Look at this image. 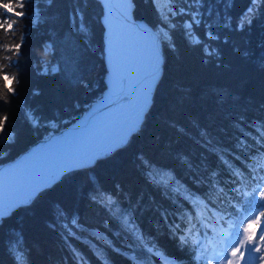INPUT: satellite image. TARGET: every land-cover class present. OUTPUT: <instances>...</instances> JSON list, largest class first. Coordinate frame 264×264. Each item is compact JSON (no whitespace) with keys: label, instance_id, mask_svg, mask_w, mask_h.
<instances>
[{"label":"trees","instance_id":"obj_1","mask_svg":"<svg viewBox=\"0 0 264 264\" xmlns=\"http://www.w3.org/2000/svg\"><path fill=\"white\" fill-rule=\"evenodd\" d=\"M133 1L163 41L143 120L125 144L0 219V264H168L160 252L205 264L197 257L212 247L203 252L193 236H213L214 212L236 217L229 202L243 198L232 189L243 190L264 157V0H175L182 10L168 16L153 0ZM26 11L11 37L23 35L11 69L18 96L0 101L10 134L0 164L77 120L107 86L99 0H31Z\"/></svg>","mask_w":264,"mask_h":264},{"label":"bare ground","instance_id":"obj_2","mask_svg":"<svg viewBox=\"0 0 264 264\" xmlns=\"http://www.w3.org/2000/svg\"><path fill=\"white\" fill-rule=\"evenodd\" d=\"M103 5L107 88L87 114L68 131L37 144L13 164L0 167V183L22 167L58 155L64 149L80 145L102 130L120 114L134 107L136 101L153 94L159 63L155 38L144 27L129 25L114 12L117 4L122 13L132 8V0H100Z\"/></svg>","mask_w":264,"mask_h":264},{"label":"snow or ice","instance_id":"obj_3","mask_svg":"<svg viewBox=\"0 0 264 264\" xmlns=\"http://www.w3.org/2000/svg\"><path fill=\"white\" fill-rule=\"evenodd\" d=\"M253 2L255 3V0ZM30 7L31 0H0V32H2L3 38L9 41L0 43V101L9 102L11 97L18 96L16 86L20 81L17 74L12 72L11 69L19 66L18 61L15 64L13 63V57H19L21 54L23 35L20 36L18 43L11 42V37L16 35L20 20L29 15L26 8ZM251 11L250 8L249 12ZM47 51V49L44 50L45 54H47ZM48 70L55 71V69ZM8 127V115L6 113L0 114V137L7 135ZM131 130L129 129V131ZM125 137H121L120 143L123 142ZM95 158V156L89 157L88 162L91 163ZM74 166L70 165L69 168ZM258 169H264V163L259 159L250 166L251 179L247 182L241 181L243 190L241 188L232 189L233 192L238 193L243 198L235 205L229 202L230 206L236 210L237 215L235 218H233L231 212L226 214L212 213L216 217L212 224L213 236L208 241V244L212 245V258L202 254L197 257L198 260L203 259L205 264H212L213 258L216 264H264V175H258ZM234 175L240 178L242 173L234 172ZM52 179H55V176ZM249 188L250 190H248ZM35 191L36 189H33L29 196L34 195ZM107 199L109 205L115 203L111 197ZM11 206L12 204L9 203L0 210V215H3L7 208ZM189 222H191V217H189ZM124 223L125 225L129 224L127 217L124 218ZM204 226V224H201V227ZM194 227L195 225H192L187 231L192 232ZM133 230H135L134 227ZM138 239H143V237L139 236ZM181 241L187 243L186 237H181ZM149 251H153V249H149ZM207 251L208 248L203 247V252ZM131 259L133 264H141L135 257Z\"/></svg>","mask_w":264,"mask_h":264},{"label":"rangeland","instance_id":"obj_4","mask_svg":"<svg viewBox=\"0 0 264 264\" xmlns=\"http://www.w3.org/2000/svg\"><path fill=\"white\" fill-rule=\"evenodd\" d=\"M153 1L158 6L160 12L166 16L169 15V12L176 13L179 9L182 10V7L177 9L175 0ZM160 31L166 33V29L164 28H161ZM150 97L151 95L136 101L134 107L120 114L112 123L102 127V130L91 135V137L80 143V145L64 149L61 153H58V155L48 157L47 160L42 159L36 161V163L22 167L15 172L14 175L6 177V179L0 183V210L5 208L9 203H11L12 206L7 208V211L3 215H0V219L5 214L10 213L15 206L29 201L40 189L58 180L64 172L75 167H80L81 165L92 164V162H88L89 157H101L104 154L112 152L115 147L125 144L128 140V136L138 128V125L144 118V112L149 105ZM129 129L132 130L129 131ZM52 133L54 132L48 135ZM125 134H127L126 137ZM121 137H125L122 143H120ZM9 138L10 134L7 132L6 136L0 137V143ZM113 145L115 146L113 147ZM70 165L75 166L69 168ZM54 176L55 179H52ZM33 189H36V191L34 195L30 197L29 193L32 192ZM207 240L209 241L210 238ZM212 264H216L214 258L212 259Z\"/></svg>","mask_w":264,"mask_h":264},{"label":"water","instance_id":"obj_5","mask_svg":"<svg viewBox=\"0 0 264 264\" xmlns=\"http://www.w3.org/2000/svg\"><path fill=\"white\" fill-rule=\"evenodd\" d=\"M115 4H117L118 0H115ZM132 8L131 10L125 14V13H122L121 10H119L118 8V4H117V7H116V10L114 9V12L116 13V15H118L119 17H122L124 19L125 22H127L129 25H134V26H140V27H144L148 33L152 36V38H155L156 39V42H157V47H158V58H159V63L157 65V76H156V79H155V84H154V87H153V90L156 88V85L157 83L159 82V78L161 76V73H162V66H163V62H164V58H163V41H162V38L161 36L159 35L157 29L155 27H153L152 25H150V23L145 20V19H140V18H137L134 14V9H135V3L133 2L132 0ZM104 17V16H103ZM102 23L104 24V20L102 18ZM106 82H107V78H106ZM104 93V92H103ZM102 93V94H103ZM99 100V99H98ZM97 100V101H98ZM96 102V101H95ZM93 102L91 105H90V108L85 112L83 113L80 117H82L83 115L87 114L88 112H90V110L92 109L94 103ZM80 117L77 121L71 123L70 125H68L67 127L61 129L60 131H57V133H53L51 135H48L46 136V138H43V139H38L37 141H35V143L33 145H31L28 149L24 150V152L30 150V149H34L37 144H40V143H44L48 140H51V139H54L57 137V135L61 132H64V131H68L69 128H72L74 127L76 124L79 123L80 121ZM24 152L20 153V155H18L17 157L13 158V160H9V161H6V162H3L2 164H0V167L2 165H9V164H13L15 163L18 159H20L23 155H24Z\"/></svg>","mask_w":264,"mask_h":264}]
</instances>
